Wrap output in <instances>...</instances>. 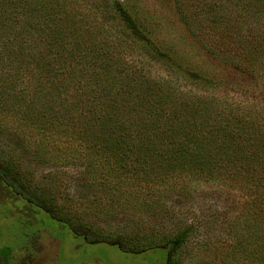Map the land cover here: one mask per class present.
<instances>
[{
	"label": "trees",
	"instance_id": "1",
	"mask_svg": "<svg viewBox=\"0 0 264 264\" xmlns=\"http://www.w3.org/2000/svg\"><path fill=\"white\" fill-rule=\"evenodd\" d=\"M93 3L100 8L97 0ZM173 4L201 47L264 73V0ZM109 9L147 52L180 68L181 61L156 43L125 3H104L103 19H113ZM77 10L67 0H0V121L11 117L19 126L70 137L86 150L88 181L97 193L102 190L109 197L124 190L113 187L112 179L145 186L179 177V166L195 173L205 167L209 180L229 179L247 193L235 223L242 219L246 228L264 233V107L243 108L244 102L219 99L201 88H182L173 77L149 75L136 57L117 53L119 37L109 43L107 31L98 38L82 28ZM183 72L199 79L192 70ZM225 139H234V149L224 147ZM225 159H240L238 172L228 175L226 168L232 165L220 172L217 164ZM0 183L52 214L47 199L28 191L2 157ZM95 200L97 204L98 197ZM253 212L258 217L253 218ZM191 230L186 226L159 245H168L167 264H178L176 251ZM105 242L122 252L130 250L118 238Z\"/></svg>",
	"mask_w": 264,
	"mask_h": 264
},
{
	"label": "rangeland",
	"instance_id": "2",
	"mask_svg": "<svg viewBox=\"0 0 264 264\" xmlns=\"http://www.w3.org/2000/svg\"><path fill=\"white\" fill-rule=\"evenodd\" d=\"M97 1L100 8L93 0L67 3L75 10L79 7L76 21L82 19V28L98 38L107 31L109 43L119 37L117 53L136 57L137 65L149 75L173 77L182 88H201L219 99L244 102L243 108L264 107V73L249 71L201 47L178 18L173 0L121 1L156 43L181 61L180 68L134 41L112 9L108 11L113 19H103L102 5H110L111 0ZM186 69L196 72L199 79L188 78ZM14 120L4 117L0 121V157L28 191L47 199L52 214L0 183V264H167L168 245H159L186 226L192 230L176 251L178 264H264L262 229L250 230L242 219L235 223L247 193L231 180H209L205 167L195 173L179 166V177L145 186L112 179L113 187L124 190L109 197L102 190L97 193L88 181L85 149L70 137L41 133ZM225 141L224 147L234 149V139ZM240 162L225 159L217 166L222 172L225 165H232L226 168L230 175L238 172ZM252 217L258 214L253 212ZM92 238L95 243L90 242ZM116 238L129 252L105 242Z\"/></svg>",
	"mask_w": 264,
	"mask_h": 264
}]
</instances>
